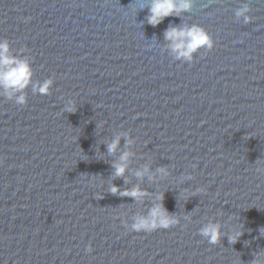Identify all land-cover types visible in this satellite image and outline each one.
<instances>
[{"label": "water", "instance_id": "95a60500", "mask_svg": "<svg viewBox=\"0 0 264 264\" xmlns=\"http://www.w3.org/2000/svg\"><path fill=\"white\" fill-rule=\"evenodd\" d=\"M150 3L0 0V38L33 69L25 104L0 94V264H264V0H191L156 26ZM243 3L248 23L235 15ZM170 25L202 26L213 48L174 59ZM48 77L50 92L34 93ZM119 133L133 143L122 136L110 154ZM145 165L151 179L135 175ZM158 192L180 223L126 228ZM208 220L222 225L218 244L198 232Z\"/></svg>", "mask_w": 264, "mask_h": 264}, {"label": "clouds", "instance_id": "9594fccd", "mask_svg": "<svg viewBox=\"0 0 264 264\" xmlns=\"http://www.w3.org/2000/svg\"><path fill=\"white\" fill-rule=\"evenodd\" d=\"M191 8V0H151L149 6V15L147 16V22L156 26L163 21L165 17L170 15H179L182 11L189 10ZM250 12V6L248 3H243L242 6L236 9L235 15L237 17H243L244 22L248 23L253 19L248 13ZM164 38L168 41V48L174 55V59L182 60L186 62H192L195 59V53L201 48L210 50L214 46V40L210 33L207 32L202 26H175L170 25L164 32ZM33 69L30 58L26 56H17L11 52V46L7 38H0V94L11 100L14 99L19 105H23L27 102V95L25 93L26 87L32 83ZM54 81L51 77L39 81L32 85L33 92L39 94H48L52 88ZM64 110L68 112L75 111V100L68 99L64 105ZM126 138V145H131L133 140L128 138L127 133H119L111 140L107 145L108 152L114 153L119 145L121 137ZM132 153L130 151H123L118 161L113 162L114 176H124L128 169V161ZM258 172H264V167H258ZM158 173L163 176H167L169 173L165 167L157 169ZM145 174H149V178H152L149 172L148 165L137 170L135 175L142 177ZM187 178H191L189 175ZM127 183V180H125ZM109 191L113 194L119 193L121 196H130L136 201H140L143 197L148 196L149 193L145 189H141L139 186H135L131 189L121 190L115 184L111 185ZM206 189L202 186L193 189L190 193L195 194L197 192H205ZM164 193L158 192L155 195L154 203L150 207L146 214L136 213L131 216V223L127 220L124 221L125 227L136 232H152L158 228L167 229L173 225L180 223V218L164 207L163 204ZM190 216H185L184 220L189 221ZM221 223L214 220H208L206 223L198 229L199 234L205 238L209 244H218L221 236L225 235L221 231ZM261 234H264V227L260 228ZM243 234L239 227H234L227 234L230 243H235L238 238ZM88 251H91V244L88 245ZM253 264H259L258 261H254Z\"/></svg>", "mask_w": 264, "mask_h": 264}]
</instances>
